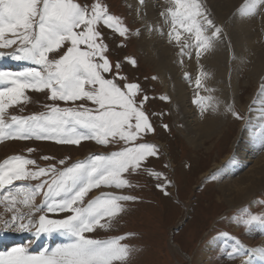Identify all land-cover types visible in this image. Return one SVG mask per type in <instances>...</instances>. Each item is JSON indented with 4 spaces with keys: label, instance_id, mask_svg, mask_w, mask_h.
<instances>
[{
    "label": "rangeland",
    "instance_id": "1",
    "mask_svg": "<svg viewBox=\"0 0 264 264\" xmlns=\"http://www.w3.org/2000/svg\"><path fill=\"white\" fill-rule=\"evenodd\" d=\"M137 1L140 4V13L138 12L134 15L131 14L130 5L124 0H89V3L99 2L104 4L109 14L116 16L121 27L127 29L124 36L115 33L114 29L111 30L112 38L106 41L108 46L107 58L113 66L116 65L117 61H121L123 63L120 72L121 76H126L128 82L137 83L142 89L141 95L146 94L148 102L145 107L147 112L151 113L150 120L155 126V132L145 136V140L151 142L156 151L155 156L147 159V174L132 175L131 177L125 174L126 178L133 182L132 185L124 189H116L114 187L113 193H117L116 195H130L129 193L136 191L141 198L146 197L151 202L150 204L139 205L130 216H122L123 213L119 212L115 217L103 223L107 227L95 229L94 233H86L85 235L102 239L113 234V230L125 232L130 237V240H127L128 256L123 261L116 262V264H206V261L203 262L201 258V253L205 251V242L211 239L215 241V239L222 237L223 241L234 244L237 239L240 240V238L248 235L253 226H260L258 222L247 225L244 223L245 220L253 215L264 217V191H259L254 195L251 202L245 204L240 202L234 207L222 204L217 199L221 194L217 180L221 177L222 170L228 169L231 161L235 159L234 152L232 153L233 150L231 149L234 141L240 135L246 134V136H249L248 132L254 130L251 125H255V127L264 126V90L259 88L264 85V69H256L263 57L259 50L261 47L264 49V22L262 18L264 17V5L260 3V0H244L239 5V14L237 13L236 16L239 22L234 26V20H231L235 28L242 25V29H244L243 36L239 37L240 43L238 45L227 33L228 27L231 25H226L224 20H216L213 22L214 27L208 31L206 30L211 47L208 48V44L207 46L202 45L199 49H193V51L188 49L195 43L193 40L196 31H194V34L191 31H183L184 25H182V22H186L185 19L177 18L176 22H181V26H179L176 23H170L166 13L160 14L161 24L158 25L157 33L166 39L164 45L168 44L172 49L170 50L171 54L168 53L171 57H175L174 62L176 67L179 65L178 72L181 76V83L189 92L190 100H193L192 106L195 109V114L190 119L192 120L190 123L189 118L184 117L185 114L179 104L177 93L180 89V86L178 88L179 82H173L172 75H169L171 71L167 72L165 68L158 70L157 67H161L160 63L156 67L155 64L152 65L146 62L140 51L137 33L142 29L141 22L143 19L139 16L142 15L141 8L147 2L146 0ZM79 2H83V0H79ZM14 3L18 4L13 0H1L0 10H5L8 16L14 10ZM257 8L260 10V15L257 19L259 29L257 28V31L253 30L255 36L253 39H248L249 35L245 30L249 27L250 19L253 18L252 15L258 11ZM176 17H178L177 11ZM6 19L8 20V17ZM189 21L194 24L193 20L189 19ZM8 22L10 23V21ZM39 24L40 20L37 17L33 21L35 31L33 28L31 29V38H35ZM99 27L103 32H109V29L102 22ZM215 29H219V33L213 34ZM25 35L26 33L21 31L18 36L6 35L3 39L5 43L15 41L11 47L14 44L17 47L25 45ZM260 37L262 40L259 39ZM179 38L182 42L178 40ZM236 45L240 47L237 48ZM235 47L239 51H235ZM8 48L10 47H5L4 49ZM0 49L1 51L3 50V48ZM207 50L209 51L208 53L214 55H218V51H222L226 57L225 62H221V65L218 63L211 70L199 68L200 61L201 64H204V67L205 63L204 59L199 60L200 58L198 57L203 58L204 53L207 55ZM192 52L194 58L189 55ZM56 56L58 57L57 54ZM49 57L53 58L55 56L49 54ZM156 59L157 62L158 60L160 62V55L156 54ZM191 67H195V74L190 71ZM113 71H115V67H113ZM105 75L111 76V74ZM162 75H166L168 79H164ZM189 80L190 82H188ZM120 82L124 83L123 80ZM25 94L29 97V100H22L21 103L10 106L5 113L4 118L6 121H10L13 115L21 116L24 114L27 117L38 115L47 111L46 106L53 103L61 107L72 106L71 102L51 101L48 99L50 93L47 90L46 93L39 95L29 94V91L26 90ZM75 103L88 104L89 102L77 101ZM208 116L219 117L222 120V122L220 121L221 126L211 137L202 138L201 126L191 129L190 125H200L202 121H206L205 118ZM248 122L249 126L245 128ZM188 124L189 129L196 135L195 140L199 143L198 147H195L181 136L187 135L190 139L194 137V134H191L188 129ZM244 128L245 131H243ZM179 130H183V132L180 133ZM260 131L262 130L257 132L258 147L264 141V130L261 135H259ZM50 142L28 140L14 142L8 149L0 148V159L15 153L26 154L30 159H35L39 166L47 167L54 162L59 165L58 161L66 159L68 157L66 155L80 157L91 152H85V150L80 152L82 148L88 149L85 148L84 143L81 146L70 147V149L53 145ZM246 143L250 144V137ZM158 144L159 146H157ZM161 146L164 150H168L170 159L173 160L175 166L174 170L171 169L172 166L165 164L164 151ZM250 146L252 145L250 144ZM107 147L108 150L110 148L119 150L120 148L119 145H109ZM28 148L35 150L28 152ZM89 149L93 151L106 150V148L97 143L96 148L91 146ZM255 153L259 154V156L263 155L264 149L257 148L256 152L251 150L250 155ZM230 154L231 156H229ZM45 156L49 157V159H43ZM229 157L231 158L227 163L228 166L224 168L226 166L224 164ZM252 159L255 161L258 157H252ZM144 163L142 162V165ZM217 164L220 167L215 170L218 167H216ZM250 166L252 167L253 163ZM29 167L34 168V166ZM246 170H249V168ZM154 172L159 174L158 177L152 175ZM158 185H162L163 190L157 187ZM120 203L127 209L131 202ZM10 205L12 208L13 205ZM23 206L28 207L24 204ZM15 208L14 206L11 211L15 212ZM1 210L3 211L1 217L4 222H7V216H9L10 211L0 204ZM24 210L30 213L29 209ZM16 211L22 212L19 207ZM46 215L51 219H64L71 213L67 212L61 216L51 214V217L49 214ZM180 225L181 228L177 232L175 229L180 227ZM172 235L175 243L181 247V249L178 247L179 250L177 251L170 243ZM260 238L262 236L258 235L252 245L260 247L262 243ZM210 247L216 250L210 257L211 260H214L213 264H241L244 259L230 256L226 258V255L232 251L233 245L220 250L215 249L214 245ZM245 257L248 259L247 256ZM211 260L210 262L212 263Z\"/></svg>",
    "mask_w": 264,
    "mask_h": 264
},
{
    "label": "snow or ice",
    "instance_id": "2",
    "mask_svg": "<svg viewBox=\"0 0 264 264\" xmlns=\"http://www.w3.org/2000/svg\"><path fill=\"white\" fill-rule=\"evenodd\" d=\"M260 3L264 5V0ZM173 16H176L175 12ZM37 17L41 23L33 40L31 29ZM205 20L210 28L214 27L211 19L205 17ZM101 22L109 32L100 29ZM113 29L120 36L127 32L104 4H90L89 0H18V7L8 14V20L0 12V48L15 43H5L4 36H18L23 31L29 47L18 50L24 53L18 58H26L35 65L17 72L0 69V85H5L0 88V141L7 136L21 140L35 138L61 145L79 146L82 141L93 140L102 146H120L110 155L95 154L85 161L69 164L66 159H60L59 168L56 164L39 166L35 159L24 155H15L0 163V190L13 185L14 181H40L34 188L16 189L17 193L23 194L21 203L28 206L32 216L42 212L35 204L41 192L48 201L47 213H71L64 219H51L40 214L36 223L31 216L27 222H5L6 227L32 233L36 238L42 234L59 233L70 238V242L38 252L31 250V242L13 246L10 250L0 251V264H116L128 256V246L118 240H100L85 235L94 233L97 227H107L101 220L122 212L124 205L120 202L137 199L134 195L108 192L85 203L89 192L102 186L124 189L132 185L125 174L128 177L147 174V159L156 155L154 145L145 140L147 134L155 132L151 113L145 107L148 102L146 94L141 95L142 89L137 83L128 82L126 76H121V61L113 66L107 58L106 41L112 38ZM219 31L215 29L213 34ZM202 35V28L197 27L196 39L207 46ZM50 53H56L59 58H50ZM26 90H47L51 101L71 102L72 106L61 107L53 103L38 115H13L10 121H6L5 113L10 106L29 100ZM77 101L89 103L76 104ZM12 123H18L20 127L9 136L4 129L10 128ZM34 150L28 148V152ZM142 162L145 163L142 165ZM152 175L158 177L159 174L154 172ZM157 187L163 190L162 185ZM9 197L14 207L17 197L9 193L4 199ZM18 219L24 220V217H12L14 222ZM254 222L264 227L262 216L253 215L244 221L247 225ZM243 248L237 239L228 255L232 256ZM253 251L264 259V249Z\"/></svg>",
    "mask_w": 264,
    "mask_h": 264
},
{
    "label": "bare ground",
    "instance_id": "3",
    "mask_svg": "<svg viewBox=\"0 0 264 264\" xmlns=\"http://www.w3.org/2000/svg\"><path fill=\"white\" fill-rule=\"evenodd\" d=\"M124 1H126V3L130 5L131 10H132V11L130 10L131 14L134 15V14H137L138 12L140 13L139 1L137 0H124ZM243 1L244 0H146L147 3L143 6V8H141L142 15L139 17L140 18L142 17L143 19V21L141 22L142 29L139 31V33H137L138 34L137 38H139L138 41L140 42L139 44L140 49H141L140 51L142 52L144 60H146V62H149L152 65L155 64L156 67L158 66V63H160L159 65L161 67H157L158 70H162L165 68L167 69V72L171 71L169 75H172L171 78L173 79V82H179L178 88L180 86V89L178 90L179 92L177 91L178 97H179V104L182 108L183 113L185 114L184 117H186L187 119L189 118V120L192 117H194V114H195V109L192 106L193 100H190V97L188 96L189 92L187 91L186 87L181 83L182 82L181 76L178 72L179 65L177 67L175 66L176 65V63L174 62L175 57H171L170 55L171 54L170 50L172 49L170 48L168 44L164 45L166 43L165 41L166 39L162 38L157 33L158 25L161 24L160 14L166 13L168 16V19H170L169 22L172 24L176 23V20H178L177 18H182L185 20L189 18L190 20H193L194 22L193 24L194 31H196L197 27H200L205 33L209 29H212V28H209V26L207 25L205 17H207L208 19H211L213 22H215L216 20L218 21L224 20L226 25H229V24L231 25L228 27V31L226 30L227 33H229V35L234 39L235 43H237L238 45L240 43L239 37L243 36L242 34L244 32V29H242V25H239L238 28H235L234 26H236V24L239 22L236 19V16H237L238 11L240 10L239 5ZM257 9L258 11H256V14L254 13L252 15L253 18L250 19L249 27L245 30L249 35L248 39L250 38L253 39V37H255L253 34V30L257 31V28H258L257 19L259 18L260 10L259 8ZM176 11H177L178 17L173 16V12L176 13ZM262 18L264 22V17ZM232 19L234 20V23H235L234 26H233V22L231 23ZM203 35H205L204 37H206L207 33ZM259 39H261V37ZM178 40L182 42L180 38ZM207 44H208V48H210L211 44L209 43ZM171 46L173 45L171 44ZM237 48L235 51H239V49ZM208 52L209 51L207 50L206 53ZM155 53L158 56L160 55V62L159 60L157 62ZM259 53L263 57H262V61L260 62V64L256 66V69L261 70V69H264V49L262 47L260 48ZM198 58H200L199 60L204 59L205 67L203 63L201 64V61L199 62V65H200L199 68H203L204 70L214 69L215 65H217L218 63H220L221 65V62H225L226 60V57L224 56V53L222 51H218V55H214L212 53H208L206 55L204 53L203 58L201 57H198ZM190 71H192V73L195 74L196 73L195 67L194 68L191 67ZM181 73H183V71H181ZM162 76L164 79L167 78L166 75H162ZM205 120L206 121H202L200 125H197V126L190 125V126H191V129H196L198 126H201V130H200L201 137L209 138L212 135H214V133L217 132V129H219V127L221 126L220 121L222 122V120L217 116H213V117L208 116L207 118H205ZM191 122L192 120H190V123ZM188 129H189V124H188ZM189 131L191 132V134H194L193 138L190 139V137H188L187 135H181V136L184 137L188 142L192 143L195 147H198L199 143L195 140V136H196L195 133L191 131L190 129ZM179 132L182 133L183 130H179ZM248 141H249V136H246V134L243 136L240 135V137H238L234 141L231 149L234 152L233 155L235 159H233L231 163L229 164L230 165L229 168H231L233 171H229V169H225V170L223 169L220 175L221 177H219L217 180V184H218V187L220 188V193H221L217 199L220 203L226 204L230 207H234L237 204H240V202H242L241 204L251 202L252 199L254 198L253 197L254 195H256L259 191H262V192L264 191V154L260 156L259 154H256V153L254 155H250L251 150L253 149L251 148L252 146H250V144L248 145L246 143ZM11 145L12 144H5V145L0 146V148L8 149ZM49 147H53V146H49ZM252 157L254 158L258 157V159L254 161ZM252 163H253V166L251 167L250 164ZM217 166L218 164L216 165V167ZM219 167L220 166H218L215 170H217ZM248 168L249 170H244ZM236 170H239L238 175L233 174ZM2 213L3 211L1 210L0 211V234H4L6 232L7 234H12L13 229L6 227L5 222L1 217ZM261 231H262V234L264 235V227H262ZM0 239H7V237L0 236ZM243 240H246V241H243V243L249 246L250 248L249 251L251 254L250 258H252V259H249L246 263L244 262L243 264H264V259L261 258L259 253L253 251L255 249H264V238L261 241L262 243L260 247H256V246L254 247L252 245L253 244L252 238L250 239L246 238ZM201 254H202L201 258L203 262L206 261V264H212L209 261L206 250L204 251V253H201Z\"/></svg>",
    "mask_w": 264,
    "mask_h": 264
}]
</instances>
